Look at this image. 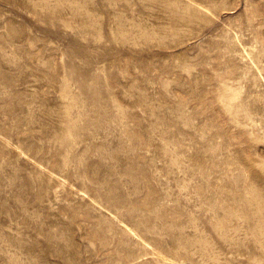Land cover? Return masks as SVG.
Instances as JSON below:
<instances>
[{"label": "rangeland", "instance_id": "374dc122", "mask_svg": "<svg viewBox=\"0 0 264 264\" xmlns=\"http://www.w3.org/2000/svg\"><path fill=\"white\" fill-rule=\"evenodd\" d=\"M0 264H264V0H0Z\"/></svg>", "mask_w": 264, "mask_h": 264}]
</instances>
